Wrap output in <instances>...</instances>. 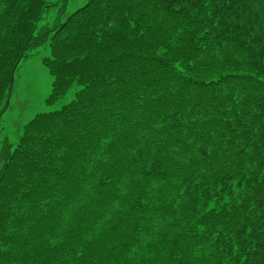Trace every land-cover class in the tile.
<instances>
[{
	"label": "trees",
	"instance_id": "trees-1",
	"mask_svg": "<svg viewBox=\"0 0 264 264\" xmlns=\"http://www.w3.org/2000/svg\"><path fill=\"white\" fill-rule=\"evenodd\" d=\"M60 1L0 0V115L49 36L50 101L81 87L2 149L0 264H260L264 0H89L37 30Z\"/></svg>",
	"mask_w": 264,
	"mask_h": 264
},
{
	"label": "rangeland",
	"instance_id": "rangeland-1",
	"mask_svg": "<svg viewBox=\"0 0 264 264\" xmlns=\"http://www.w3.org/2000/svg\"><path fill=\"white\" fill-rule=\"evenodd\" d=\"M86 0H70L68 13L82 6ZM58 15L57 6L50 14V21ZM45 22L42 20L41 23ZM50 56L49 41L28 52L20 62L9 97V104L0 118V151L5 144L15 147L25 126L38 114L60 109L74 99L79 85L73 86L60 99L49 102L53 80L44 57Z\"/></svg>",
	"mask_w": 264,
	"mask_h": 264
}]
</instances>
